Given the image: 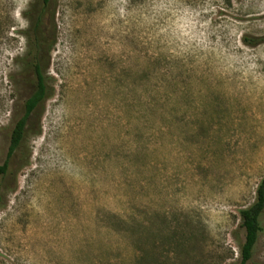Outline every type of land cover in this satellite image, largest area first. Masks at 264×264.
Listing matches in <instances>:
<instances>
[{"label": "rangeland", "instance_id": "374dc122", "mask_svg": "<svg viewBox=\"0 0 264 264\" xmlns=\"http://www.w3.org/2000/svg\"><path fill=\"white\" fill-rule=\"evenodd\" d=\"M41 8L0 0V166ZM43 20L54 95L0 173V264H240L264 179V43L245 41L264 0H51Z\"/></svg>", "mask_w": 264, "mask_h": 264}, {"label": "trees", "instance_id": "16d2710c", "mask_svg": "<svg viewBox=\"0 0 264 264\" xmlns=\"http://www.w3.org/2000/svg\"><path fill=\"white\" fill-rule=\"evenodd\" d=\"M51 0H42V8L38 16L33 20L32 34L28 35L33 41L32 50L38 52V58L34 54H27L23 58V69L32 71L35 75L33 82L34 90L31 95L23 102L21 106L22 116H20L14 128L9 134L8 159L3 166H0V173H7L11 157L21 148L25 134L28 118L35 111L39 110L47 99L54 95V90L48 85L45 77V67L42 65L43 54L46 53L48 38L44 29L43 19L44 10L49 6ZM245 41L251 46H257L264 43V38H245ZM40 57V58H39ZM16 85L26 82L16 80ZM28 83V82H27ZM29 163V157L23 163ZM3 197L0 190V208L3 207ZM264 214V179L258 187L255 202L240 211L242 219V228L245 231V241L241 245V263L248 264L252 259L257 246L258 240L263 233L262 216Z\"/></svg>", "mask_w": 264, "mask_h": 264}]
</instances>
